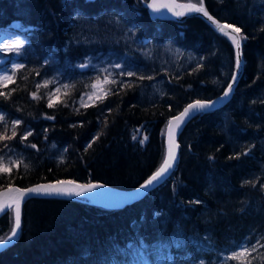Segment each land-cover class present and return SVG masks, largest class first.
Masks as SVG:
<instances>
[{
  "label": "trees",
  "instance_id": "obj_1",
  "mask_svg": "<svg viewBox=\"0 0 264 264\" xmlns=\"http://www.w3.org/2000/svg\"><path fill=\"white\" fill-rule=\"evenodd\" d=\"M203 4L241 29L244 68L231 98L187 121L174 170L133 204L28 198L19 236L0 251V264H112L132 243L155 264H199L206 251L198 250L201 240L220 250L254 235L264 241V0ZM103 16L117 17L139 41L169 40L199 60L181 70L163 69L137 49H124L133 63L139 61L135 75H123L81 106L88 82L77 62L89 51L72 36L83 19ZM7 29H16L23 42L16 58L23 67L0 84V134L6 137L0 157L8 152L15 162L5 159L10 172L0 173V189L60 179L138 185L164 160L169 118L192 100L221 94L236 64L233 42L206 20L155 18L145 0H0V33ZM155 80L163 91L149 99L144 90ZM13 226L10 211L1 215L0 238Z\"/></svg>",
  "mask_w": 264,
  "mask_h": 264
},
{
  "label": "rangeland",
  "instance_id": "obj_2",
  "mask_svg": "<svg viewBox=\"0 0 264 264\" xmlns=\"http://www.w3.org/2000/svg\"><path fill=\"white\" fill-rule=\"evenodd\" d=\"M194 3L198 2L195 1ZM82 24L73 34L72 42L86 45L89 51L84 55L85 57L83 59L77 62L79 76L85 78L88 82V87L81 96L84 97V104L98 99L97 97L100 98L112 81H116L120 77L123 79L122 73H126L135 68L133 66L139 61L136 60L133 63V56H127L123 52L124 49H137L149 62L155 63L163 69L181 70L196 64L199 60V55L195 51L180 47L169 40L160 41L156 44L148 43L146 39L137 40L133 35L132 29L115 16H103L98 19L87 18L83 19ZM16 40L20 41L16 29H7L0 33V47ZM19 52L15 50L0 51V76L6 73L10 74V71L14 69V65L18 64L16 58L19 56ZM82 64H87L88 66L82 68L80 67ZM117 64L120 67H115ZM103 69H107L108 71L104 72L102 71ZM105 77H108L107 82L104 79ZM94 84L96 87L92 88ZM162 91L163 86L160 80L153 81L144 90L149 99L160 96ZM89 95H91L90 99ZM9 155L8 152L1 155L4 165H6L8 160L11 161ZM5 159L8 160L6 161ZM88 199L92 200L90 198ZM260 237L261 235H254L250 239L242 241L236 247L223 248L221 250L213 249L209 243L201 240L198 243V250L200 254L203 252V249H206V251L201 255L199 264H260L263 260V255L261 253L262 250H259V248L264 244V241H261ZM242 245L248 249L255 247V251H251L250 255L246 254L240 259H226L232 256L234 252L239 251ZM112 264L155 263L146 259L142 246L132 243L122 248L119 259L116 263Z\"/></svg>",
  "mask_w": 264,
  "mask_h": 264
},
{
  "label": "snow or ice",
  "instance_id": "obj_3",
  "mask_svg": "<svg viewBox=\"0 0 264 264\" xmlns=\"http://www.w3.org/2000/svg\"><path fill=\"white\" fill-rule=\"evenodd\" d=\"M146 6L152 10L153 13H160L162 9H167L168 11L173 12L174 15L180 16L183 15L184 13L181 11H176L175 9H182L186 8L188 9L189 12H199L202 13L204 16H207L210 20L213 21V23L216 25L217 29L223 33L224 35L228 36L233 44L237 48V59H236V67L239 69L241 66V60H240V52L239 49L241 47L240 45V39L237 38V36L234 33H239L241 31L240 28L235 27L234 25L231 24H221L219 21L215 20L213 17H211L208 12L204 9L203 7V0H200L199 6L197 4H175L171 5L168 3H158V0H151V3H148L147 0H145ZM226 29H231L232 31H226ZM246 38V37H244ZM23 47V42L16 40L14 42L4 44L2 47H0V51H11L15 50L19 52V50ZM87 64H82L80 67L84 68L87 67ZM23 65H14V68H22ZM115 67H120L119 64L115 65ZM102 71L107 72V69H103ZM122 75H128V76H133L135 75L134 72L128 71L126 73H122ZM11 79V76L9 74H4L0 76V84L6 83ZM99 79V78H97ZM105 81L107 82L108 77L104 78ZM236 77H232L233 83H235ZM50 83H54V81H45L44 86H47ZM112 83H116V81H112ZM39 87V85H38ZM64 88H68V85H64ZM96 85H92V88H95ZM232 84H229L227 86V91L224 92V96L227 97L230 95L232 92ZM56 92L60 91V88H56ZM110 91V90H109ZM0 95H3V93H0ZM54 95V94H51ZM51 95L49 97L48 101V107H53V101L51 98ZM34 98H38L33 94ZM91 98V95H89V99ZM99 99V97H97ZM215 103V102H213ZM81 106H85L84 104V97H81ZM212 106V104L208 102H202V101H196L193 104H189L180 115L176 116L174 119L176 121L175 123V128H179L180 124L184 122V120L192 115L194 111H202L205 109H208ZM50 119L52 117H49ZM4 117L0 116V120H3ZM16 124H19L20 121H15ZM172 122L170 121V126ZM15 131L13 130V135H15ZM28 135H31L29 132ZM6 137L3 134H0V140H4ZM26 137H22V139H25ZM146 140L147 137H144ZM169 148L168 152L166 155V158L164 159L161 167L157 170V172L146 182L145 185H142V188H147L151 186L154 182L158 181L161 177H163L165 174L169 172V170L173 167V163L175 161V147H178V145H175L173 140H172V133L169 132ZM7 146V145H5ZM90 146V145H89ZM34 148L35 145H32ZM11 164H15L14 161H9ZM28 165H25V168L27 169ZM4 172H10V169L5 167L3 158L0 157V173ZM100 187L99 185H93V184H87V185H82V184H77L75 181H70V180H61L57 181L56 183H49V184H42V185H37L35 187H30L26 189H20V188H9L10 193H15V196H10V203H5L3 200V193H0V214H3L7 211H10L13 215V220H14V226L11 230V234L7 237V239H2L0 238V245H7L9 244L13 239H15L18 234L19 230L21 227V203L23 200L26 198H32L34 196H42V195H47V196H82L85 192H90L92 189ZM264 246V245H262ZM251 251H255V247L252 249H248L246 246H241V249L237 252H234L232 256L227 257L226 259H240L241 257L245 256L246 254L250 255Z\"/></svg>",
  "mask_w": 264,
  "mask_h": 264
},
{
  "label": "water",
  "instance_id": "obj_4",
  "mask_svg": "<svg viewBox=\"0 0 264 264\" xmlns=\"http://www.w3.org/2000/svg\"><path fill=\"white\" fill-rule=\"evenodd\" d=\"M176 1H178V2H180L182 4H189V3H191V4H197L199 6L198 3H194V2H187V1H181V0H176ZM147 2L148 3H151V0H148ZM172 2H173V0H158V3H168V4H171V5H172ZM203 7H204V9L208 12V14L211 17H213L215 20L219 21L221 24H230V23H228L226 21H222V20L218 19L213 14H211L208 11V9L205 7L204 4H203ZM148 11H149L150 15L152 17H155V18H172V19H176V20H179V21H183L188 16L197 15V16H200L201 18H203L204 20H206L217 31H219L217 29L216 25L213 23V21L210 20L207 16H204L202 13H199V12H189L188 9H186V8H184L183 10H181V12H183L184 14L183 15H180V16L174 15L173 12L168 11L167 9H162V11L160 13H153L150 8H148ZM231 25H233V24H231ZM226 31L231 32L232 30L231 29H226ZM234 34L237 36L238 39H240V45H241V47L239 49V52H240L241 66L239 67V69H237L236 64H235V70H234L233 76L236 77V80H235V83H233L232 79L229 82V84H232V89H233L232 92L230 93L229 96H227V97L224 96V92L227 91V86L229 85L228 84L226 86V88L224 89V91L221 94H219V95H217V96H215V97H213L211 99H203V100L196 99V100H192L189 103H187L178 113L172 115L169 118L168 123L166 125V131H165V137H166V153H165L164 159L166 158V155H167V152H168V148H169V143H170V141H169V132L172 133V140H173V142H174L175 145H178V147H175V157L176 158H175V161L173 163V167L169 170V172L167 174H165L163 177H161L158 181L154 182L151 186H149L147 188H142L141 187L142 185H145L146 182L157 172V170L161 167V165H162L163 162L161 163V165L149 177H147L144 181H142L138 185H136L134 187H131V188H121V187H118V186L110 185V184L103 183V182H99V181L81 182V181H77V180H73V179H60V180H55V181H42V182H36V183H32V184L25 185V186H21V185H18V184H9L6 187L0 189V193H3L4 194V196H3L4 202L6 204L7 203H10L11 201H10L9 197L16 195L14 192L13 193H10L8 191L9 188L26 189V188H30V187H35L37 185L49 184V183H56L57 181H61V180L75 181L77 184H82V185H87V184L99 185L100 187H96V188L92 189L90 192H85L82 195V197H88V198L92 199L90 195L93 194V193H96V194H98L101 197H110V198L115 199L116 204H105V203H102V202H99V201L91 200L94 203H99V204H103V205H106V206H111V207L123 206L125 204L132 203V202H134V201L142 198L150 189H152V188L156 187L157 185H159L160 183H162L172 173V171L174 170V168H175V166L177 164L179 150H180L179 141H178L179 134L182 131V129L185 126V124L187 123V121L191 117H193L194 115H196L199 112H203L205 110L212 109V108H215V107H219V106L224 105L231 98L232 93L234 91V88H235V86H236L239 78L241 77L242 72H243V68H244V57H243V50H242L243 40H242V37H241L240 32L239 33H234ZM234 48H235L236 59H237V51L238 50H237V48H236L235 45H234ZM198 100L199 101H202V102H208V103L212 104V106L210 108L205 109V110H202V111H194L190 117L186 118L184 120V122L180 124V127L178 129L175 128L176 121H175L174 118L176 116L180 115V113H182L184 111V109L189 104H193V103H195ZM213 102H215V103H213ZM170 121L172 122L171 126H170ZM42 196H47V195H42ZM52 196H56V195H52ZM27 199L28 198H26L25 200H23L22 203H21V224H22V210H23V205H24V203H25V201ZM6 212H7V210H6ZM3 214H0V216L3 215ZM20 230H21V227H20ZM20 230H19V233H20ZM18 236H19V234H18ZM7 237L5 239H7ZM17 237L15 239H13L6 246L5 245H0V251L2 249H4L5 247H7L8 245L12 244L17 239Z\"/></svg>",
  "mask_w": 264,
  "mask_h": 264
},
{
  "label": "bare ground",
  "instance_id": "obj_5",
  "mask_svg": "<svg viewBox=\"0 0 264 264\" xmlns=\"http://www.w3.org/2000/svg\"><path fill=\"white\" fill-rule=\"evenodd\" d=\"M175 4H182V3H180V2H178L176 0H173L172 5H175ZM183 9L184 8H182V9H175V10L176 11H181ZM90 196H91L92 200H94V201H99V202H102V203H105V204H116L115 199L110 198V197H101V196H99L96 193H93Z\"/></svg>",
  "mask_w": 264,
  "mask_h": 264
}]
</instances>
